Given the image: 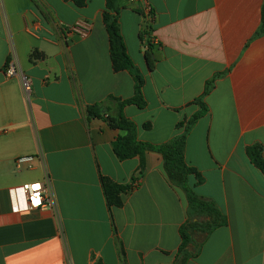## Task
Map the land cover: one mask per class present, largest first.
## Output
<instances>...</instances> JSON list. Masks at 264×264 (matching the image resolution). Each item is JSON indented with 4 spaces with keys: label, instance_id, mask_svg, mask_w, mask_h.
Wrapping results in <instances>:
<instances>
[{
    "label": "crops",
    "instance_id": "obj_1",
    "mask_svg": "<svg viewBox=\"0 0 264 264\" xmlns=\"http://www.w3.org/2000/svg\"><path fill=\"white\" fill-rule=\"evenodd\" d=\"M118 23L144 109L123 108L137 140L159 145L199 111L185 146L189 184L226 218L185 264H264V175L246 149L264 156V0H117ZM148 6L150 20L145 12ZM105 0H0V264H177L184 194L168 184L161 158L120 161L123 133L87 108L133 96L115 69L103 23ZM78 22L90 31H68ZM150 46V47H149ZM154 59L150 70L145 53ZM13 62L19 75L7 78ZM20 75L31 82L29 100ZM105 115L102 117L104 118ZM38 156L17 172L14 160ZM49 178L56 213L20 209L17 188ZM133 179H136L133 181ZM105 184L132 186L110 206Z\"/></svg>",
    "mask_w": 264,
    "mask_h": 264
},
{
    "label": "trees",
    "instance_id": "obj_2",
    "mask_svg": "<svg viewBox=\"0 0 264 264\" xmlns=\"http://www.w3.org/2000/svg\"><path fill=\"white\" fill-rule=\"evenodd\" d=\"M67 1L72 2L76 8H83L87 2V0ZM118 10L117 0H105L103 23L108 34L114 67L119 71L123 69V71H127L132 76L134 93L131 98L126 100H119L109 96L104 101L88 107L87 120L92 118L103 119L109 127L123 133L117 136L111 144L113 151L120 161L137 157L139 159L137 171L139 175L144 171V157L147 153L156 154L161 158L168 184L173 188L179 189L185 197V222L178 229L181 243L176 255L177 264H185L189 258L198 252L199 247L208 235L227 222L215 203L208 198L200 196L194 190V187L189 184L188 177L191 175L196 177L197 182L201 183L202 179L198 175L197 170L189 166L185 161L187 136L196 120L203 118L208 113V108L204 104L203 99L211 91L212 83L208 82L204 93L195 100V103L199 106V111L176 126L178 129H182L181 134L173 136L159 145L138 141L136 128L133 123L125 119L123 108L133 105L138 109H144L146 103L141 92L142 79L137 74L134 65H132V60L126 53L118 23ZM261 22L264 23V9H262ZM261 34H264V26H260L255 33L257 36ZM145 55L148 67L151 70L154 59L148 51ZM104 115L105 117L102 118ZM246 154L254 167L264 175V156H262L261 147L255 145L248 147ZM103 189L109 207L120 206L119 194L129 192L132 186L105 184Z\"/></svg>",
    "mask_w": 264,
    "mask_h": 264
},
{
    "label": "built area",
    "instance_id": "obj_3",
    "mask_svg": "<svg viewBox=\"0 0 264 264\" xmlns=\"http://www.w3.org/2000/svg\"><path fill=\"white\" fill-rule=\"evenodd\" d=\"M148 19L152 18L151 11L148 6L145 7ZM90 31L87 23L78 22L68 32L79 36H85ZM5 75L7 78H13L19 75L13 62H8L5 66ZM21 89L24 96L29 100L31 95V82L25 76L20 75ZM36 160H40L38 156H23L14 160L13 169L17 172L22 169L28 170L33 167ZM20 203V209L48 211L52 215L56 213V206L52 197V191L49 184V178L45 175L41 180L25 182L17 188V195Z\"/></svg>",
    "mask_w": 264,
    "mask_h": 264
}]
</instances>
